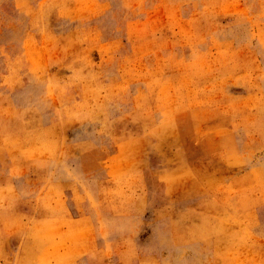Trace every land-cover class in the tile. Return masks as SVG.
<instances>
[{"label": "rangeland", "instance_id": "1", "mask_svg": "<svg viewBox=\"0 0 264 264\" xmlns=\"http://www.w3.org/2000/svg\"><path fill=\"white\" fill-rule=\"evenodd\" d=\"M0 264H264V0H0Z\"/></svg>", "mask_w": 264, "mask_h": 264}]
</instances>
